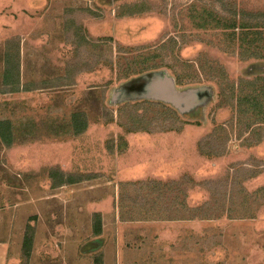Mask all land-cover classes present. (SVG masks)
<instances>
[{
    "label": "rangeland",
    "instance_id": "1",
    "mask_svg": "<svg viewBox=\"0 0 264 264\" xmlns=\"http://www.w3.org/2000/svg\"><path fill=\"white\" fill-rule=\"evenodd\" d=\"M240 22L264 0H0V264H264Z\"/></svg>",
    "mask_w": 264,
    "mask_h": 264
},
{
    "label": "trees",
    "instance_id": "2",
    "mask_svg": "<svg viewBox=\"0 0 264 264\" xmlns=\"http://www.w3.org/2000/svg\"><path fill=\"white\" fill-rule=\"evenodd\" d=\"M200 15L202 18L196 23V25L200 28H204L210 23L208 21H205V19H204L205 17L203 16V14H200ZM208 16H210L211 21L215 22L213 28L228 29V28L234 26L235 20L231 19L230 21L223 22L222 17H219V16L214 17V15L211 13H208ZM206 20H208V19H206ZM229 22H230V24H229ZM238 27L240 29V32L238 33V37H239V41H240L239 44L241 47L245 46V44H249V45L254 44V40H256V42H259L262 39H264L262 36L264 33V30L261 32L256 31L255 29H253V27L251 25H249L245 22L238 23ZM232 34H233V36H235L236 33L233 31ZM261 58H264V54L261 55ZM259 95L260 94H256L254 96V98H253L254 102L264 101V97L262 100L258 101ZM260 107H261V105H260Z\"/></svg>",
    "mask_w": 264,
    "mask_h": 264
}]
</instances>
